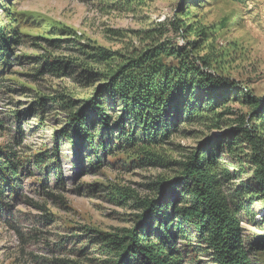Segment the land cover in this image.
I'll list each match as a JSON object with an SVG mask.
<instances>
[{"label":"rangeland","instance_id":"obj_1","mask_svg":"<svg viewBox=\"0 0 264 264\" xmlns=\"http://www.w3.org/2000/svg\"><path fill=\"white\" fill-rule=\"evenodd\" d=\"M158 25L164 40L197 41L195 55H209V72L233 90L214 112L198 95V112L152 141L121 119L91 58L140 50ZM97 95L112 122L90 121L93 150L71 128L77 110L62 105L79 109ZM245 131L264 141V0H0V151L22 166L18 197L0 215V264H111L98 234L134 227L141 203L160 201L161 185L207 145L250 259L264 264V194ZM173 232L185 264H216L194 224L177 218Z\"/></svg>","mask_w":264,"mask_h":264},{"label":"trees","instance_id":"obj_2","mask_svg":"<svg viewBox=\"0 0 264 264\" xmlns=\"http://www.w3.org/2000/svg\"><path fill=\"white\" fill-rule=\"evenodd\" d=\"M183 28L187 35L197 33L192 26ZM167 33L158 25L144 33L145 46L140 50L119 53L100 48L91 58L104 68L97 73L102 80V91L117 104L121 119L139 126L144 138L152 141L169 136L186 115L198 112V104L204 102L198 95L208 98L206 107L214 112L233 90L228 79L209 72L212 66L209 55H195L200 45L197 41L180 46L164 40ZM54 103L62 104L59 98ZM62 106L68 112L77 110L71 115V128L79 140L95 150L90 121L98 117L104 128L112 122L101 96H94L79 109V105L69 110ZM245 132L254 152L255 179L264 194V141L254 134L257 132ZM211 147L207 145L204 153L193 155L182 164L181 173L173 181L175 186L168 182L161 185L165 195L160 201L141 203L144 214L136 217L134 227L115 235L98 234L111 255V264H185L176 248L179 236L173 232L177 218L194 224L216 264H253L243 243L240 219L222 192ZM14 156L0 151V215L8 210V201L15 200L21 190L17 175L22 166ZM181 184L186 186L183 193L176 187ZM41 185L48 188L46 178ZM185 193L190 196L189 201H183Z\"/></svg>","mask_w":264,"mask_h":264}]
</instances>
